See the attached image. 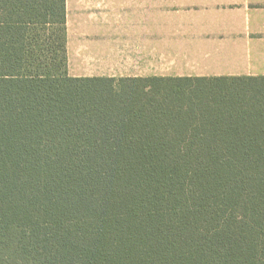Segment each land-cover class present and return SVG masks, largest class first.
Wrapping results in <instances>:
<instances>
[{
  "label": "trees",
  "instance_id": "obj_1",
  "mask_svg": "<svg viewBox=\"0 0 264 264\" xmlns=\"http://www.w3.org/2000/svg\"><path fill=\"white\" fill-rule=\"evenodd\" d=\"M67 0H0V264H264V76L68 74Z\"/></svg>",
  "mask_w": 264,
  "mask_h": 264
},
{
  "label": "crops",
  "instance_id": "obj_2",
  "mask_svg": "<svg viewBox=\"0 0 264 264\" xmlns=\"http://www.w3.org/2000/svg\"><path fill=\"white\" fill-rule=\"evenodd\" d=\"M225 3L229 9H66L68 74L264 76V0Z\"/></svg>",
  "mask_w": 264,
  "mask_h": 264
},
{
  "label": "rangeland",
  "instance_id": "obj_3",
  "mask_svg": "<svg viewBox=\"0 0 264 264\" xmlns=\"http://www.w3.org/2000/svg\"><path fill=\"white\" fill-rule=\"evenodd\" d=\"M226 0H67V9H229Z\"/></svg>",
  "mask_w": 264,
  "mask_h": 264
}]
</instances>
